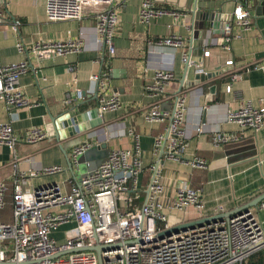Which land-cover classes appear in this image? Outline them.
<instances>
[{
	"label": "crops",
	"instance_id": "obj_1",
	"mask_svg": "<svg viewBox=\"0 0 264 264\" xmlns=\"http://www.w3.org/2000/svg\"><path fill=\"white\" fill-rule=\"evenodd\" d=\"M141 1L127 0L122 7L113 41L116 52L104 61L100 59L91 14L86 13L81 20L49 21L45 17V0L4 1L0 16V63L27 60L29 69L20 76V85L32 103L10 113L0 100V122L10 123L19 135L32 127H43L48 134L34 144L17 143L18 155L28 157L20 164V169L61 165L64 167L62 172L31 181L34 187L57 183L66 192L69 181L82 176L75 172V167L78 170L73 161L75 147L88 145L83 152L95 148L87 152L95 168L110 149L131 147L132 136L128 130L134 129L139 135L143 172L149 174L150 164L159 160L165 199L171 200L178 185L185 181L200 189L205 218L232 214L264 192V127L256 133L243 131L226 119L229 109L245 102L259 104L263 100L264 105V0L244 2L251 11L252 23L249 28H233L230 51L220 48L219 39L224 22L231 19L235 0H152L157 6L182 10L185 14L176 19L164 14L148 24L138 21ZM195 7V11L202 14L216 15V28L207 31L205 38L202 36L204 22L195 17ZM13 20L20 22L17 31L11 28ZM172 33L182 38L183 49L151 42ZM75 37L83 41L82 49L62 56L41 52L21 55L16 49L17 41L29 46L39 40ZM184 49L191 59L201 60L202 65L197 69L193 66L186 69L182 61ZM206 50H209L208 56H204ZM227 60H232L233 64L226 65ZM101 68L109 70L110 91L119 96L122 107L100 112L98 118L101 122L93 128L72 137L56 139L54 117L66 112L70 115L85 112L99 103L91 76ZM158 68L171 70L174 75L165 86L166 94L179 90L185 92L184 158H205V169L168 160L163 149L155 150V140L163 133L165 125L145 121L141 109L158 103L161 110L171 112L174 105L171 98L144 91L145 84L153 80ZM197 73L210 75L198 80ZM232 73L240 77L232 80ZM228 83L231 90L226 92ZM75 88L82 91V99L78 101L73 97ZM66 98H72L69 104L64 102ZM92 120L88 116L81 124ZM197 127L200 131L196 130ZM216 131L240 134L242 139L235 144L216 147L211 140ZM101 144H105V148L96 149ZM67 157L72 161L74 172L69 170ZM10 160L9 147L0 145V180L9 178L11 169L4 166ZM89 161L85 163L87 167ZM219 205L223 208L220 212L217 210ZM252 209L264 227V208L257 205ZM193 214V210L187 208L184 214L176 217L192 220ZM70 224L75 226L73 222Z\"/></svg>",
	"mask_w": 264,
	"mask_h": 264
},
{
	"label": "built area",
	"instance_id": "obj_2",
	"mask_svg": "<svg viewBox=\"0 0 264 264\" xmlns=\"http://www.w3.org/2000/svg\"><path fill=\"white\" fill-rule=\"evenodd\" d=\"M5 0H0V16ZM127 0H45V17L49 21L81 20L86 13L94 16L96 43L100 59L115 55L114 38L120 24L122 7ZM237 3L231 19L222 26L220 48L230 51L234 37L233 28H249L252 14L243 0ZM170 14L175 19L185 13L182 10L157 6L152 0H142L138 9V21L144 24ZM19 20H13L11 28L18 30ZM152 43L171 48H184L182 38L176 34L151 40ZM79 37L33 42L25 46L17 41L21 55L45 53L62 56L82 49ZM209 50L204 51L208 56ZM182 61L200 67L201 60L190 58L182 51ZM232 65V60L225 61ZM29 69L26 59L8 64L0 63V100L6 110L13 113L32 102L20 85V76ZM240 75L231 74L236 80ZM174 78L165 68L155 71L153 80L145 84L150 95H163L174 102L171 112L163 111L158 103L141 109L147 122L163 123V133L155 140V150L163 149L164 157L181 162L190 168L205 169L207 161L201 156L184 158L186 96L184 91L165 93V86ZM96 84L99 113L121 108L119 96L110 91V72L101 68L91 76ZM226 92L231 84L226 85ZM73 97L82 99V91L75 88ZM72 98H66L69 104ZM263 100L259 104L245 102L229 109L226 119L243 131L258 132L264 127ZM200 131V127L196 128ZM129 148L110 149L106 158L95 170L80 179L72 178L69 189L63 192L57 183L34 187L33 178H44L64 170L61 165H45L20 169L28 159L18 155L19 141L34 144L48 134L43 127H32L23 135L15 132L10 123L0 122V145H6L11 160L8 179L0 180V264H100L94 250H82L93 245H112L101 250L102 264H248L253 253L264 249V227L253 207L236 211L226 217L205 218L204 203L199 188L182 181L171 200L165 199V186L161 178L159 160L149 166V178L141 187L144 171L139 135L134 129ZM242 135L233 132H213L211 140L216 147L235 144ZM88 145L73 149V157ZM11 190V211L5 219L7 193ZM264 208V199L258 204ZM187 208L193 210V219L176 217ZM222 206H217L220 212ZM215 217V216H213ZM73 222L75 226L62 241L53 238V231L60 225Z\"/></svg>",
	"mask_w": 264,
	"mask_h": 264
},
{
	"label": "water",
	"instance_id": "obj_3",
	"mask_svg": "<svg viewBox=\"0 0 264 264\" xmlns=\"http://www.w3.org/2000/svg\"><path fill=\"white\" fill-rule=\"evenodd\" d=\"M195 10H196V7L194 8V11ZM195 17L200 18L204 22L203 32H202V36L204 38L207 34V31L212 30V28H216L217 19H216L215 14H202L200 12L195 11ZM200 53H202V51H200ZM185 66L187 69L188 67H190L192 65H189L188 63H186ZM194 68L197 69L198 67H194ZM209 75L210 74L205 75L203 73H197L196 79L202 80V79H204L205 76H209ZM98 107H99V103L95 107H93L89 110H86L85 112L77 113L75 115H70L69 112H66V113H62V114H59L58 116L54 117L53 118V124H54L55 131H56L55 132L56 139L59 140V139L72 137V136H75V135L89 129V128H93V127L97 126L101 122V120L98 118V114H99ZM88 116L92 117L93 120L89 123H86V124L82 123L81 124V122L83 120H85ZM226 146H228V145H226ZM100 148H105V144H101V146L96 147V149H100ZM90 150H92V148L89 149L87 152H90ZM87 152L86 151L81 152V153L77 154L75 157H73L74 158L73 161L77 165L78 169H79L78 157L81 155L84 156L85 154H87ZM67 165L69 167V170L71 172H74L73 167H72V161H70L68 157H67ZM263 199H264V192L260 193L257 197H255L252 202L244 204L243 206H241V208H239L238 210H235L234 212L240 211L242 209H247L249 207L257 206L260 203V201H262ZM230 214H228V215H230ZM218 217H220V216H215L212 218L214 219V218H218ZM223 217H226V216H223ZM111 246L112 245H93V246H89V247H84V248H82V250H94L98 254L100 264H102L100 252H101V250H104V249L109 248Z\"/></svg>",
	"mask_w": 264,
	"mask_h": 264
},
{
	"label": "rangeland",
	"instance_id": "obj_4",
	"mask_svg": "<svg viewBox=\"0 0 264 264\" xmlns=\"http://www.w3.org/2000/svg\"><path fill=\"white\" fill-rule=\"evenodd\" d=\"M94 150H95V148H92L91 152L94 151ZM78 161H79V169L77 170L76 167H75V172L76 173H81L82 176H84L87 173V170L90 171V172L95 170L97 168V166L102 162V161L99 162L98 165L94 168L92 162L89 161L88 153L85 154L84 156L83 155L79 156L78 157ZM87 161H89L88 162L89 163L88 167L85 164ZM82 176H80V178H82ZM10 206H11V204L9 203L8 204V208H10ZM72 228H73V226H71V224L69 225V223L68 224L67 223L66 224H62V225L58 226L53 231L52 236H53V238L55 240L62 241L64 238H66L69 235V233L71 232Z\"/></svg>",
	"mask_w": 264,
	"mask_h": 264
},
{
	"label": "trees",
	"instance_id": "obj_5",
	"mask_svg": "<svg viewBox=\"0 0 264 264\" xmlns=\"http://www.w3.org/2000/svg\"><path fill=\"white\" fill-rule=\"evenodd\" d=\"M148 178H149L148 172H147V174H145L143 172L142 177H141V183H140L142 188L145 187V185L148 181ZM7 194H8L7 199H6L7 204H6V207L4 209L5 219H8L9 213L11 211V206H10V208H8V204L9 203L11 204V196H10L11 190H9ZM248 264H264V249L259 250L255 253H253L252 255H250L248 258Z\"/></svg>",
	"mask_w": 264,
	"mask_h": 264
}]
</instances>
